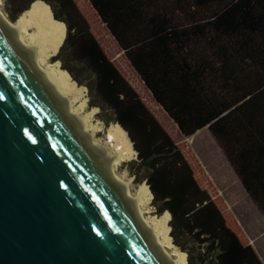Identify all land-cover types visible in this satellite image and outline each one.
Returning <instances> with one entry per match:
<instances>
[{
  "label": "trees",
  "instance_id": "obj_1",
  "mask_svg": "<svg viewBox=\"0 0 264 264\" xmlns=\"http://www.w3.org/2000/svg\"><path fill=\"white\" fill-rule=\"evenodd\" d=\"M36 1L64 27L54 59L59 70L69 84L87 87L90 105L107 114L106 124L127 133L137 152L133 174L149 186L157 216L169 214L171 243L188 251L187 264H262L226 225L73 0H29L15 14L8 7L9 20ZM88 1L184 137L212 123L227 126L220 118L237 108L232 124L246 118L264 138V0Z\"/></svg>",
  "mask_w": 264,
  "mask_h": 264
},
{
  "label": "water",
  "instance_id": "obj_2",
  "mask_svg": "<svg viewBox=\"0 0 264 264\" xmlns=\"http://www.w3.org/2000/svg\"><path fill=\"white\" fill-rule=\"evenodd\" d=\"M0 264H170L1 9Z\"/></svg>",
  "mask_w": 264,
  "mask_h": 264
},
{
  "label": "bare ground",
  "instance_id": "obj_3",
  "mask_svg": "<svg viewBox=\"0 0 264 264\" xmlns=\"http://www.w3.org/2000/svg\"><path fill=\"white\" fill-rule=\"evenodd\" d=\"M0 9L3 11L1 0ZM6 18L52 85L69 121L103 165L119 193L141 220L169 263L186 264L184 256L171 243L169 214L155 216L151 208L152 196L147 185L134 186V180L125 164L136 156V151L127 133L117 124L104 129L102 123L96 119V109L87 110L84 89L69 84L66 76L59 70L58 63L54 61L64 38L63 25L53 22L48 9L37 1L14 22L7 16ZM101 133L104 136H101Z\"/></svg>",
  "mask_w": 264,
  "mask_h": 264
},
{
  "label": "rangeland",
  "instance_id": "obj_4",
  "mask_svg": "<svg viewBox=\"0 0 264 264\" xmlns=\"http://www.w3.org/2000/svg\"><path fill=\"white\" fill-rule=\"evenodd\" d=\"M1 1L2 9L8 17V12L6 11L8 7H11L13 13L15 14L19 11L22 5L27 4L29 0ZM73 1L81 15L89 24L93 36L99 42L107 58L114 60V65L120 74L124 76L127 82L129 80V82L133 84L134 87H137L139 89L138 91H140L141 89L139 88V84H141V81L139 76H137L135 69L127 60L125 54L110 34L109 30L105 25H103V22L91 6L90 2L88 0ZM81 87L82 88L79 89H84L85 91L87 110L96 109V119L98 122L102 123L104 129L111 125H115L114 123H105L104 120L107 114L101 111L100 108L92 107L90 105V94L88 89L84 85ZM141 98L147 108L149 107V110L152 111L151 113H153L155 117L161 119L162 126H166L167 130L171 133L173 140L176 142V145L183 152L185 159H187L194 168H196L195 166L199 163V158L204 161L211 160V154L213 153L212 149H209L210 147L205 148L195 141L199 139L201 142H205V139H209L206 133L201 134L204 137L199 135L197 139L195 138V140L182 142L181 138L183 137L180 135L176 127H172L170 125L172 127L170 128L168 126L169 120L166 115L163 114L161 109L155 105L151 94L146 91V94H142ZM101 136L104 135L101 133ZM213 148L215 149V146H213ZM211 164L208 163L209 169L211 168ZM125 165L129 170L131 178L134 180V186L137 187L142 184L138 182L136 175L133 174V169H135L133 166L137 168L138 165L137 154ZM219 168L222 170V167ZM196 173L200 182L202 179L206 180L203 184L207 188H204L203 190L209 194L211 199L219 208L223 217H225L224 219L226 225L231 230L233 229L232 231H234V233L238 236L242 244L252 243L258 253L262 255L264 260V147H261L257 152H254L253 165L252 167H248L247 171L227 174L223 169V174L220 175V173H216L211 174V176L208 174ZM224 181L229 182L225 183L227 187L220 188L221 185L219 183ZM143 184H145V182H143ZM153 199L151 200V208L153 214L157 216V214L160 213L158 212L157 207L153 205ZM176 248L184 256L186 262V256L189 254L188 251H185V256L184 252L182 253L179 247Z\"/></svg>",
  "mask_w": 264,
  "mask_h": 264
},
{
  "label": "crops",
  "instance_id": "obj_5",
  "mask_svg": "<svg viewBox=\"0 0 264 264\" xmlns=\"http://www.w3.org/2000/svg\"><path fill=\"white\" fill-rule=\"evenodd\" d=\"M110 61L114 65V60H110ZM137 76H139V75L137 74ZM139 79H140V77H139ZM140 81H141V84H139V86H140L139 88L141 89L140 90L141 92L138 91L139 89L137 87H134V85L131 84L129 82V80H128V83H130V85L133 87V89L137 92V94L141 98V95L146 94V91L149 92L150 94H151V92L146 88V86L144 85V83L141 79H140ZM151 96H152V94H151ZM152 99L155 102V105L161 109L163 114L166 115L167 119L169 120V123L167 122L168 126L170 128H172V127L177 128L180 135L183 137V138H181L182 142L192 141V140H195V138L197 139V137L201 134H204V133L207 134L209 139H205V142H201L199 139L195 140V141L198 142V144H201L202 146H204L205 148L210 147L209 149H212L213 153L211 154V156H212L211 160L210 161L207 160L208 161L207 162V161L201 160L199 158L198 159L199 163L197 164V166H195L196 168H194L193 165L191 163H189L188 160L186 159L187 162L189 163L193 173H194V177H195L198 185L202 189L207 188L203 184L206 180L202 179L200 182L198 177H197L196 172H198L200 174H208L211 176V174H216V173H220V175L223 174L222 173L223 169L226 171L227 174H230V173L235 174V173L247 171V168L252 167V165H253V154H254V152H257L259 148L264 147V138L262 137V135L257 134L256 130H253L252 124H250V122H248L246 120V118L243 119L244 123H240L239 120H236L232 124L233 119H235V117H234L235 112L234 111L237 110V108L234 109L233 111L225 113L220 118V120H223V123H225L227 126L222 124V125H219V127L218 126L216 127V125H215V128H213L214 123H212V124L208 125L207 127L203 128L202 130H199L198 132H196L193 136L184 137L182 135V133L180 132L177 124L168 116V114L156 102V100L154 99L153 96H152ZM141 100H142V98H141ZM142 102H143V100H142ZM148 110H149V107H148ZM149 111L152 112L151 110H149ZM151 114L155 117V115L153 113H151ZM155 119L162 126L161 119H159L157 117H155ZM163 129L167 132V134L173 140V137H172L171 133L169 132V130H167L166 126H164ZM201 136H203V135H201ZM174 143L176 144L175 141H174ZM213 146H215V149L213 148ZM208 163L209 164L213 163L215 165L211 164V168L209 169ZM219 167H222V170H220ZM225 183H229V182L224 181V182L219 183L221 185L220 188L227 187V185ZM243 245L251 246L253 248V250L256 252V254L258 255L261 263L264 264V260L262 258V255H260L258 253V251L256 250L255 246L252 245V243L251 244H243Z\"/></svg>",
  "mask_w": 264,
  "mask_h": 264
}]
</instances>
